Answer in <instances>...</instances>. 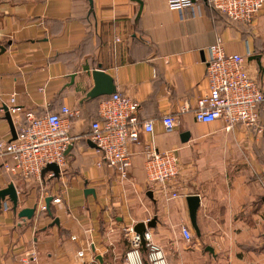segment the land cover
<instances>
[{
    "label": "crops",
    "instance_id": "crops-1",
    "mask_svg": "<svg viewBox=\"0 0 264 264\" xmlns=\"http://www.w3.org/2000/svg\"><path fill=\"white\" fill-rule=\"evenodd\" d=\"M217 39L227 53L250 52L246 69L264 88V9L247 23L209 0L182 10L167 0H0V140L14 138L3 109L10 110L11 96L20 107L11 112L15 131L27 110H77L66 120L75 139L59 175L45 167L27 177L6 171L3 163L12 160L0 152V188L13 182L18 198L16 207L8 196L1 200L0 264H27L20 258L30 249L36 258L28 264H121L126 226L152 217L155 225L144 230L169 264H264V105L252 125L227 128L222 119L195 118L198 99L209 92L204 48ZM96 68L138 103L140 123H153L152 132L140 129L126 145L130 164L122 179L113 166L97 164L101 155L90 139V122L108 95H87ZM167 114L176 121L169 132ZM149 149L178 154L169 189L177 196L148 181ZM190 194L199 196V235L189 218ZM32 206L30 218L19 215ZM181 224L195 234V251L184 250L191 241L180 234ZM202 243L214 249L205 245L207 256L198 253ZM223 245L231 250L219 257ZM140 250L147 262L146 247Z\"/></svg>",
    "mask_w": 264,
    "mask_h": 264
},
{
    "label": "built area",
    "instance_id": "built-area-1",
    "mask_svg": "<svg viewBox=\"0 0 264 264\" xmlns=\"http://www.w3.org/2000/svg\"><path fill=\"white\" fill-rule=\"evenodd\" d=\"M196 0H167L170 8L182 10ZM214 9L225 13L231 20L249 23L264 9V0H209ZM209 92L197 101L195 118L200 121L222 119L229 128L237 122L252 125L258 121V106L264 105V88L246 69V55L238 52L227 53L220 39L204 48ZM10 112H17L20 107L15 103V96L10 97ZM98 117L91 123L90 139L96 143V150L101 155L99 165L113 166L119 177L127 176L130 155L126 145L138 140L140 129L153 131V123L138 120V103L128 94L113 92L102 98L98 104ZM59 112H47L36 115L25 111L21 127L16 136L9 141L0 140V152L11 158L12 162H4L6 171L23 177L39 175L43 167L55 163L61 169L66 164V150L74 143L75 136L68 133V117L77 110L63 105ZM165 131H171L176 121L172 115L162 118ZM145 161L148 181L156 191L178 193L170 189V182L179 173V156L172 151L149 149ZM43 209V203L39 204ZM134 225L126 226L129 247L121 264H169L160 246L152 241V235L144 230L139 235ZM180 234L186 242L191 241L190 229L180 225ZM142 238L145 243H142ZM141 246L146 247L147 262L142 257ZM81 253V251H80ZM34 251L30 249L20 260L29 263L35 260Z\"/></svg>",
    "mask_w": 264,
    "mask_h": 264
},
{
    "label": "water",
    "instance_id": "water-1",
    "mask_svg": "<svg viewBox=\"0 0 264 264\" xmlns=\"http://www.w3.org/2000/svg\"><path fill=\"white\" fill-rule=\"evenodd\" d=\"M250 58H258V55H255V54L251 55ZM92 74L94 78V85L93 87L89 89V92L87 94L88 96L95 97V96L106 95V94L115 92L113 78L110 74L102 71L100 68H96L92 70ZM3 109H5V117L8 123L11 125L13 137H15L16 131L12 123L11 112L6 107H4ZM187 136H188V132H184V134L182 135V137L184 138H187ZM45 167L50 168L53 174L59 175V167L55 163H50L46 165ZM87 191L92 192L93 188L92 189L88 188ZM147 194L149 197H152V190H148ZM5 196H8L10 201H12L13 206L16 207L18 198H17V190H15L13 182L7 184L3 188H0V205H1V200H3ZM50 199H51V196H47L45 198L47 209L49 208L48 202ZM186 199L189 205V218H191V222L194 227L195 233L199 235V230H198V226L196 224V218H195L197 208L200 205L199 196L196 194H190V196H187ZM35 207L36 206L24 208L19 212V215L30 218L34 213ZM53 222L57 223L58 222L57 218H54ZM155 223H156V217H152L150 218V220L146 222L144 221L137 222L133 228L139 235H142V232L144 231L146 226H153L155 225ZM142 243L143 244L145 243V240L143 238H142ZM205 248L206 250L208 249L210 251L214 250L212 246L210 245H207Z\"/></svg>",
    "mask_w": 264,
    "mask_h": 264
},
{
    "label": "rangeland",
    "instance_id": "rangeland-1",
    "mask_svg": "<svg viewBox=\"0 0 264 264\" xmlns=\"http://www.w3.org/2000/svg\"><path fill=\"white\" fill-rule=\"evenodd\" d=\"M44 169H48V167H45ZM217 233H219V232H217ZM195 234L193 235V238H192V241L193 240H195ZM191 241V244H190V246H188V247H185L186 249H184V250H186L187 252H191V251H195V247H194V245H193V242ZM221 243V242H220ZM205 245H207L206 243H202V244H200V245H198V248H197V250H198V253L200 254V255H202V254H205L206 256L208 255V253H207V251H205L204 250V246ZM222 245V244H221ZM230 245H227V246H225V245H223L220 249H221V251L217 254L219 257H224V256H227L228 255V252H230ZM243 246L242 245H240V248H242ZM243 250V249H242ZM176 251L174 252H172L170 255L174 258V257H176Z\"/></svg>",
    "mask_w": 264,
    "mask_h": 264
}]
</instances>
